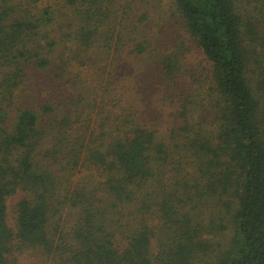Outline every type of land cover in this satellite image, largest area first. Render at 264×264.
<instances>
[{
  "label": "trees",
  "instance_id": "trees-1",
  "mask_svg": "<svg viewBox=\"0 0 264 264\" xmlns=\"http://www.w3.org/2000/svg\"><path fill=\"white\" fill-rule=\"evenodd\" d=\"M0 264H264V0H0Z\"/></svg>",
  "mask_w": 264,
  "mask_h": 264
},
{
  "label": "rangeland",
  "instance_id": "rangeland-1",
  "mask_svg": "<svg viewBox=\"0 0 264 264\" xmlns=\"http://www.w3.org/2000/svg\"><path fill=\"white\" fill-rule=\"evenodd\" d=\"M169 11H170L169 8L166 5H164L163 2H159L158 9L152 8V10L150 11L154 19V25L152 26L150 33L155 38L158 36L159 32L161 35L164 34L176 35L174 33V30L171 28V25H173V20L171 18L169 19V13H170ZM157 17L159 18V21H157L156 19ZM168 122L169 121L167 120V118L163 119L159 124H155L154 127H157L163 134H165L168 132L165 130ZM9 210H11V208H9ZM9 215H10L9 223L12 224L14 221V217H13L14 215L12 212H10Z\"/></svg>",
  "mask_w": 264,
  "mask_h": 264
}]
</instances>
